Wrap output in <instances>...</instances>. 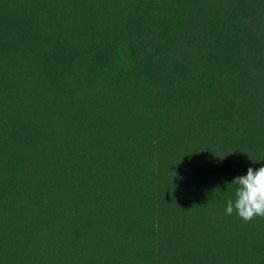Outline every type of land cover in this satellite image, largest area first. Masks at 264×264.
<instances>
[{
	"label": "trees",
	"instance_id": "trees-1",
	"mask_svg": "<svg viewBox=\"0 0 264 264\" xmlns=\"http://www.w3.org/2000/svg\"><path fill=\"white\" fill-rule=\"evenodd\" d=\"M261 166L264 0H0V264H264Z\"/></svg>",
	"mask_w": 264,
	"mask_h": 264
},
{
	"label": "clouds",
	"instance_id": "clouds-1",
	"mask_svg": "<svg viewBox=\"0 0 264 264\" xmlns=\"http://www.w3.org/2000/svg\"><path fill=\"white\" fill-rule=\"evenodd\" d=\"M231 185L234 195L226 202V215L235 213L245 222L264 217V166L248 167L246 174L235 177Z\"/></svg>",
	"mask_w": 264,
	"mask_h": 264
}]
</instances>
